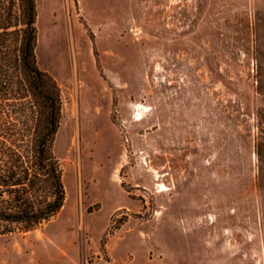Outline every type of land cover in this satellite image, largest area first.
Here are the masks:
<instances>
[{
	"label": "rangeland",
	"instance_id": "rangeland-1",
	"mask_svg": "<svg viewBox=\"0 0 264 264\" xmlns=\"http://www.w3.org/2000/svg\"><path fill=\"white\" fill-rule=\"evenodd\" d=\"M36 26L65 199L0 264H264V0H36Z\"/></svg>",
	"mask_w": 264,
	"mask_h": 264
},
{
	"label": "trees",
	"instance_id": "trees-1",
	"mask_svg": "<svg viewBox=\"0 0 264 264\" xmlns=\"http://www.w3.org/2000/svg\"><path fill=\"white\" fill-rule=\"evenodd\" d=\"M36 39V0H0V234L31 228L54 215L65 199L53 151L61 89L38 66ZM256 66L254 90L264 96V74ZM245 115L264 223V104Z\"/></svg>",
	"mask_w": 264,
	"mask_h": 264
}]
</instances>
